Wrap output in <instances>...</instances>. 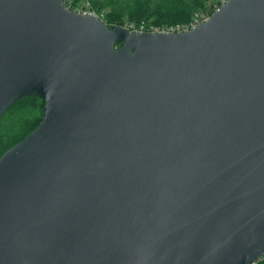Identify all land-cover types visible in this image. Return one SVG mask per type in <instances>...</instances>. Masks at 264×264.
<instances>
[{
	"label": "water",
	"instance_id": "obj_1",
	"mask_svg": "<svg viewBox=\"0 0 264 264\" xmlns=\"http://www.w3.org/2000/svg\"><path fill=\"white\" fill-rule=\"evenodd\" d=\"M0 264H251L264 253V0L136 32L0 0Z\"/></svg>",
	"mask_w": 264,
	"mask_h": 264
},
{
	"label": "trees",
	"instance_id": "obj_2",
	"mask_svg": "<svg viewBox=\"0 0 264 264\" xmlns=\"http://www.w3.org/2000/svg\"><path fill=\"white\" fill-rule=\"evenodd\" d=\"M105 12L107 23L144 22L155 25L182 23L190 20L194 11L214 5L219 0H89ZM44 102L37 96L26 95L0 117V156L21 141L38 126ZM256 264H264L259 260Z\"/></svg>",
	"mask_w": 264,
	"mask_h": 264
},
{
	"label": "built area",
	"instance_id": "obj_3",
	"mask_svg": "<svg viewBox=\"0 0 264 264\" xmlns=\"http://www.w3.org/2000/svg\"><path fill=\"white\" fill-rule=\"evenodd\" d=\"M227 2V0H219V2L215 3L214 5L208 6L204 9H200L194 11L190 20L182 23H175V24H163V25H155L149 24L144 22H125L122 24H112V25H119L126 28L129 31H136V32H166V33H177L182 31H188L195 28L200 23L207 20L213 12L218 10V8ZM62 3L65 8L75 11L80 14H86L94 16L105 24L107 23L105 12L103 10H98L92 7L89 0H62ZM264 260V253L260 256V258L256 261ZM256 262L251 264H256Z\"/></svg>",
	"mask_w": 264,
	"mask_h": 264
},
{
	"label": "rangeland",
	"instance_id": "obj_4",
	"mask_svg": "<svg viewBox=\"0 0 264 264\" xmlns=\"http://www.w3.org/2000/svg\"><path fill=\"white\" fill-rule=\"evenodd\" d=\"M91 3V2H90ZM91 5H92V3H91ZM92 7H94L93 5H92ZM95 9H98V10H101V9H99V8H96V7H94ZM125 22H129V21H123L122 23H125ZM122 23H120V24H122Z\"/></svg>",
	"mask_w": 264,
	"mask_h": 264
}]
</instances>
